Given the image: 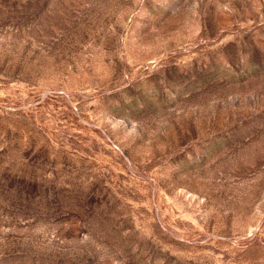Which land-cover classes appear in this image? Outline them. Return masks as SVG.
<instances>
[{
  "label": "rangeland",
  "instance_id": "rangeland-1",
  "mask_svg": "<svg viewBox=\"0 0 264 264\" xmlns=\"http://www.w3.org/2000/svg\"><path fill=\"white\" fill-rule=\"evenodd\" d=\"M0 264H264V0H0Z\"/></svg>",
  "mask_w": 264,
  "mask_h": 264
}]
</instances>
